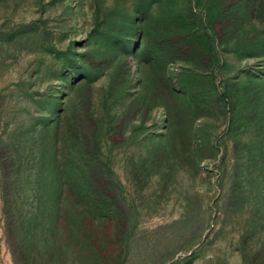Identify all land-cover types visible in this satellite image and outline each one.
I'll use <instances>...</instances> for the list:
<instances>
[{
    "label": "rangeland",
    "instance_id": "374dc122",
    "mask_svg": "<svg viewBox=\"0 0 264 264\" xmlns=\"http://www.w3.org/2000/svg\"><path fill=\"white\" fill-rule=\"evenodd\" d=\"M0 264H264V0H0Z\"/></svg>",
    "mask_w": 264,
    "mask_h": 264
},
{
    "label": "trees",
    "instance_id": "16d2710c",
    "mask_svg": "<svg viewBox=\"0 0 264 264\" xmlns=\"http://www.w3.org/2000/svg\"><path fill=\"white\" fill-rule=\"evenodd\" d=\"M175 25L177 26V28L180 27V25H178V24H175ZM160 43H161V42H160ZM164 43H165V42L159 44V46L167 47V43H168V41H166V44H165V45H164ZM159 87H160V85H157V90H158Z\"/></svg>",
    "mask_w": 264,
    "mask_h": 264
}]
</instances>
